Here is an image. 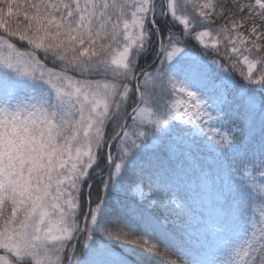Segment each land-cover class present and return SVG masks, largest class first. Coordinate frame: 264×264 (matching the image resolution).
Returning <instances> with one entry per match:
<instances>
[{"label":"snow or ice","instance_id":"snow-or-ice-1","mask_svg":"<svg viewBox=\"0 0 264 264\" xmlns=\"http://www.w3.org/2000/svg\"><path fill=\"white\" fill-rule=\"evenodd\" d=\"M0 264H264V0H0Z\"/></svg>","mask_w":264,"mask_h":264}]
</instances>
